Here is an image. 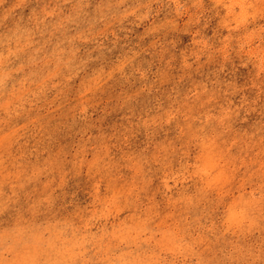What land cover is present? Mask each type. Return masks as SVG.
<instances>
[{
    "label": "rangeland",
    "instance_id": "obj_1",
    "mask_svg": "<svg viewBox=\"0 0 264 264\" xmlns=\"http://www.w3.org/2000/svg\"><path fill=\"white\" fill-rule=\"evenodd\" d=\"M0 264H264V0H0Z\"/></svg>",
    "mask_w": 264,
    "mask_h": 264
}]
</instances>
